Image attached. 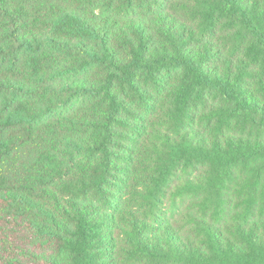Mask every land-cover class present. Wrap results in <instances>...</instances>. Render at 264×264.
<instances>
[{
    "label": "trees",
    "instance_id": "obj_1",
    "mask_svg": "<svg viewBox=\"0 0 264 264\" xmlns=\"http://www.w3.org/2000/svg\"><path fill=\"white\" fill-rule=\"evenodd\" d=\"M0 264H264V0H0Z\"/></svg>",
    "mask_w": 264,
    "mask_h": 264
}]
</instances>
